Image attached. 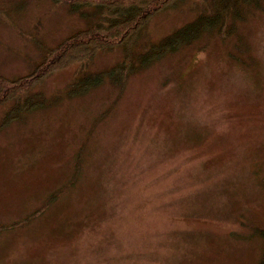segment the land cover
Instances as JSON below:
<instances>
[{"label":"rangeland","instance_id":"obj_1","mask_svg":"<svg viewBox=\"0 0 264 264\" xmlns=\"http://www.w3.org/2000/svg\"><path fill=\"white\" fill-rule=\"evenodd\" d=\"M194 2L155 12L134 50L190 19ZM83 26L64 1L0 0V75L28 73ZM122 52L102 48L86 67ZM76 69L44 77V105L0 128V264H257L264 2L231 34L201 35L120 89L104 80L67 95Z\"/></svg>","mask_w":264,"mask_h":264},{"label":"trees","instance_id":"obj_2","mask_svg":"<svg viewBox=\"0 0 264 264\" xmlns=\"http://www.w3.org/2000/svg\"><path fill=\"white\" fill-rule=\"evenodd\" d=\"M64 1L70 10L78 12L85 26L76 29L56 45L47 48L43 58L31 71L14 78L0 75V105L10 102L2 112L0 128L20 117L22 112L44 105L45 96L37 89L44 77L76 64V75L65 89L67 95L92 88L108 80L121 88L132 71L165 53L192 43L201 35L216 33L221 37L231 34L236 21L244 17L246 9L260 6L264 0H195L193 16L172 29L162 38L147 43L135 51V41L141 27L158 10L177 6L185 0H56ZM121 45V58L98 69L86 67L93 54L102 48ZM1 228V227H0ZM264 236V230L260 231ZM257 264H264V249Z\"/></svg>","mask_w":264,"mask_h":264}]
</instances>
